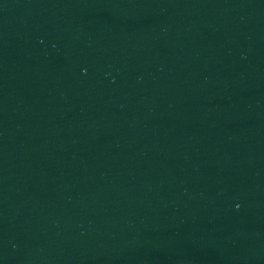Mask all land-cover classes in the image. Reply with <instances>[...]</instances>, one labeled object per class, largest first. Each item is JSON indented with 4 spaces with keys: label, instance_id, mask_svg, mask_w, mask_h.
<instances>
[{
    "label": "water",
    "instance_id": "1",
    "mask_svg": "<svg viewBox=\"0 0 264 264\" xmlns=\"http://www.w3.org/2000/svg\"><path fill=\"white\" fill-rule=\"evenodd\" d=\"M160 0H0V264H14Z\"/></svg>",
    "mask_w": 264,
    "mask_h": 264
}]
</instances>
